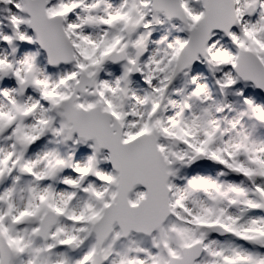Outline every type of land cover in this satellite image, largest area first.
<instances>
[{
    "label": "snow or ice",
    "instance_id": "1",
    "mask_svg": "<svg viewBox=\"0 0 264 264\" xmlns=\"http://www.w3.org/2000/svg\"><path fill=\"white\" fill-rule=\"evenodd\" d=\"M0 264H264V0H0Z\"/></svg>",
    "mask_w": 264,
    "mask_h": 264
}]
</instances>
